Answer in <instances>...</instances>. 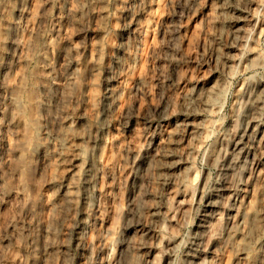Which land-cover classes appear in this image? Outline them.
Returning a JSON list of instances; mask_svg holds the SVG:
<instances>
[{"label": "rangeland", "instance_id": "obj_1", "mask_svg": "<svg viewBox=\"0 0 264 264\" xmlns=\"http://www.w3.org/2000/svg\"><path fill=\"white\" fill-rule=\"evenodd\" d=\"M23 1L0 264H264L240 254L264 230V136L233 148L249 118L264 125V0ZM48 75L64 79L42 107Z\"/></svg>", "mask_w": 264, "mask_h": 264}, {"label": "bare ground", "instance_id": "obj_2", "mask_svg": "<svg viewBox=\"0 0 264 264\" xmlns=\"http://www.w3.org/2000/svg\"><path fill=\"white\" fill-rule=\"evenodd\" d=\"M23 10H24V1L23 0H1L0 1V18L4 17L5 23L4 25H1L0 27L2 28L3 32H4V36L0 37V158L3 152V147L1 145L2 143V138L4 137V132L6 130V127H9L10 125H13L14 123V116L13 115H9L8 111L3 110V100L7 101V105L11 106V100L13 99L14 101V94H12V92H7L5 90V77L8 73V69H10L9 66V62L8 60L11 58L13 61L16 60L18 58V54L16 52V49L19 48V43L15 38V27L16 25L20 22L22 14H23ZM7 13V14H6ZM241 21L240 18H237L235 20L236 23H239ZM130 23V24H129ZM126 24V27H129V25H131V21ZM116 63H119L118 58H115ZM66 68V67H65ZM110 76L107 78L108 82L105 83V92L103 94V99L106 101V103L108 104L109 100L111 99V94H109L108 91V85H109V81H110ZM64 79V77H62L61 75L58 76H54V75H48L45 78V83L43 84V88L45 90V95L44 97L41 99V101L38 103L39 106L42 107H46L50 101H52L53 97H54V93H55V89L59 87L60 85V81ZM246 102V101H245ZM250 102V101H249ZM256 103V101H254ZM253 102V104H254ZM14 103V102H13ZM259 103V102H258ZM252 104V102H251ZM3 105V106H2ZM246 105V104H245ZM256 105V104H255ZM2 106V107H1ZM258 106V105H257ZM8 107V106H7ZM246 107H249L248 104ZM256 107V106H255ZM5 109V107H4ZM12 109V108H11ZM251 109V108H250ZM249 109V110H250ZM246 110V109H245ZM252 111V110H251ZM50 112V111H49ZM53 112V111H52ZM52 112L47 113L48 115L46 116V118H53L54 116H52ZM250 112V111H248ZM9 113H12V111H9ZM249 114V113H248ZM250 115V114H249ZM246 116V115H245ZM249 118V117H247ZM246 126L244 129H242L240 131V134L238 135V140L235 141L233 143V148L235 150H239V146L241 144V141L243 140V138H245V136L247 135H252L255 136L256 134H261L264 136V125H259L254 118H249L247 123L245 122ZM244 124V125H245ZM190 126V125H189ZM263 127V128H262ZM5 128V129H4ZM240 130V129H239ZM7 132V131H6ZM57 133V132H56ZM55 133V134H56ZM36 137V135H35ZM54 134L52 133V131H50L49 129H47L46 125L41 126L40 128V136L38 137V141L36 143V147H37V152H36V157L39 158H46L47 157V152H46V147L50 144V142L53 140ZM58 137V136H57ZM90 137V134H89ZM56 138V137H55ZM54 138V139H55ZM93 142L96 143L97 137L95 135L91 136ZM4 139V138H3ZM36 140V139H35ZM59 140V139H58ZM55 141V140H54ZM60 141V140H59ZM35 144V143H34ZM61 145V144H60ZM63 145V144H62ZM95 145V144H94ZM29 146V145H28ZM35 146V145H34ZM32 147V145L30 146ZM30 149V148H29ZM33 149V147H32ZM34 151V149H33ZM55 151V150H53ZM57 151V150H56ZM239 152V151H238ZM30 153H32V150L30 151ZM51 153V152H50ZM240 153V152H239ZM52 154V153H51ZM241 155V154H240ZM34 157V156H33ZM237 162V161H236ZM246 163V162H245ZM174 166H170V168H172ZM87 175H86V180L89 183L91 177H92V172H94L93 166L91 163H89L87 165ZM4 179V173L2 172L1 168H0V199L4 197L6 190L3 188L2 185V181ZM184 185V183H183ZM190 186V185H189ZM235 186V185H234ZM61 187V188H60ZM59 189H64L66 188V185L61 183L60 184ZM195 187V186H194ZM198 188V186H197ZM197 188L195 187L193 190V197H198V195L200 194L199 190H197ZM65 190V189H64ZM231 190V189H230ZM220 192V191H219ZM85 194V193H83ZM215 194V193H214ZM233 194V193H232ZM221 195V194H220ZM228 195V194H227ZM238 195V194H237ZM235 195V196H237ZM87 196V195H86ZM86 196H83V204L82 206L78 209L77 213L79 216L78 219V224H82L83 221V217L89 212V205L86 202ZM200 196V195H199ZM209 197V196H208ZM227 197V196H226ZM200 198V197H199ZM215 198V196H214ZM82 199V198H81ZM88 199V198H87ZM211 199V198H209ZM217 198H215L214 200H216ZM186 200V199H185ZM212 200V199H211ZM208 201L207 204V209L208 210H216L217 207H219V204L216 203L217 201ZM225 201V200H224ZM234 201V199H233ZM174 204V203H173ZM229 204V203H228ZM178 205V204H177ZM233 205V204H232ZM181 207V206H180ZM206 209V210H207ZM219 209V208H218ZM230 211V210H229ZM222 212V211H221ZM172 213V212H171ZM212 214V213H211ZM217 214V213H216ZM220 214V213H219ZM225 216V215H224ZM245 216V215H244ZM229 218V217H228ZM246 218V216H245ZM227 219V218H226ZM242 219V218H241ZM209 220V219H208ZM247 220V219H246ZM243 217V221H246ZM228 221V220H227ZM242 221V220H241ZM263 221V222H262ZM262 221L261 223H263L264 226V213L262 215ZM204 222L206 223V220L204 219ZM204 223V224H205ZM200 224V223H199ZM200 224L201 227H204L207 229V224ZM244 224V223H243ZM248 224V223H247ZM77 226V225H76ZM75 226V227H76ZM246 227V226H245ZM209 230V229H208ZM211 230V229H210ZM235 237L237 238V236L240 234L239 230H235ZM77 234V233H76ZM77 238V235L75 236ZM196 241V240H195ZM75 243V242H74ZM203 242L202 241H198L197 245H201ZM165 245V243H163ZM176 244V243H175ZM205 244V243H203ZM73 245V244H72ZM75 246V245H74ZM204 246V245H203ZM76 247V246H75ZM168 247V246H166ZM202 247V245H201ZM74 248V247H73ZM262 248V249H261ZM202 249V248H201ZM240 254L242 255V257L244 259L247 260V262H252L255 258L257 259L259 256L262 260H264V230L262 231V235L259 238H256L254 240H252L250 242V244L247 247H243L241 249ZM150 257V256H149ZM153 258V256H152ZM147 259V258H146ZM145 259V260H146ZM201 259V258H200ZM150 260V259H148ZM153 261V259H152ZM150 262V261H149ZM153 264V263H152Z\"/></svg>", "mask_w": 264, "mask_h": 264}]
</instances>
